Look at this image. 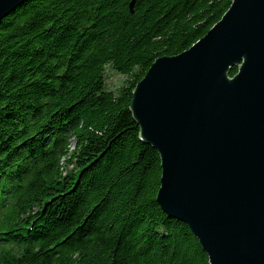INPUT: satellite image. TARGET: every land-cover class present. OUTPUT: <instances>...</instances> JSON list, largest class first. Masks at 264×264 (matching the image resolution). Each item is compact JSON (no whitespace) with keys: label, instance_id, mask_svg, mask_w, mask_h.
Wrapping results in <instances>:
<instances>
[{"label":"trees","instance_id":"1","mask_svg":"<svg viewBox=\"0 0 264 264\" xmlns=\"http://www.w3.org/2000/svg\"><path fill=\"white\" fill-rule=\"evenodd\" d=\"M132 1L32 0L0 24V264H209L157 203L160 156L130 105L233 0Z\"/></svg>","mask_w":264,"mask_h":264},{"label":"water","instance_id":"2","mask_svg":"<svg viewBox=\"0 0 264 264\" xmlns=\"http://www.w3.org/2000/svg\"><path fill=\"white\" fill-rule=\"evenodd\" d=\"M29 1L0 0V24ZM130 112L160 156L162 211L209 264H264V0H233L190 49L157 59Z\"/></svg>","mask_w":264,"mask_h":264},{"label":"rangeland","instance_id":"3","mask_svg":"<svg viewBox=\"0 0 264 264\" xmlns=\"http://www.w3.org/2000/svg\"><path fill=\"white\" fill-rule=\"evenodd\" d=\"M107 84L110 86L112 89H116L120 83L123 80V77L117 74L115 71H113L110 68H107Z\"/></svg>","mask_w":264,"mask_h":264},{"label":"bare ground","instance_id":"4","mask_svg":"<svg viewBox=\"0 0 264 264\" xmlns=\"http://www.w3.org/2000/svg\"><path fill=\"white\" fill-rule=\"evenodd\" d=\"M4 206L6 207L7 204H6V205H3V204H2V205L0 206V210H2ZM5 243H7V241H6Z\"/></svg>","mask_w":264,"mask_h":264}]
</instances>
